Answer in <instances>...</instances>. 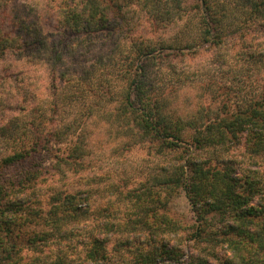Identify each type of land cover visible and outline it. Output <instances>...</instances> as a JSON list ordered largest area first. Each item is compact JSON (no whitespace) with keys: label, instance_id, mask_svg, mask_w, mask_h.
Wrapping results in <instances>:
<instances>
[{"label":"trees","instance_id":"obj_1","mask_svg":"<svg viewBox=\"0 0 264 264\" xmlns=\"http://www.w3.org/2000/svg\"><path fill=\"white\" fill-rule=\"evenodd\" d=\"M176 1L60 0L62 17L57 16V22L63 24L64 32L72 31L79 36L110 35L124 32L128 23L125 10L137 7L138 3L147 14H155L164 21L172 18L175 22L171 4L175 8L182 4L180 1L176 7ZM196 1L199 10L196 15H200L196 22L200 31L198 38L202 44L214 49L224 46L223 37L236 26L231 15L241 6V1L247 10L245 15L264 34V0H240L235 4L230 0ZM7 2L0 0V59L20 43L30 48L26 39L17 37L18 33L6 32L11 24L5 23ZM54 17L52 14L51 21ZM19 27L28 36L37 34L35 42L47 47L44 35L30 31L26 21ZM249 35L252 34L246 37ZM192 44L186 40L180 43L179 50H190ZM248 45L246 50L252 54L247 51L245 54L254 65L264 67V38ZM162 46L174 49L171 43ZM158 49L150 44L135 49V59L132 58L122 80L124 87L113 94L104 93L108 100L112 99L113 110H100L98 117L109 126L122 127L127 131L126 136L131 134V140L140 137L156 144L160 155L168 157L185 150L183 154L188 158L173 159L152 186L145 182L138 189L117 193L115 200L125 210L123 223L97 218L92 204L93 190L63 191L50 187L43 193L38 184L39 181L42 184L45 174L40 169L25 170L17 180L8 179L9 167L41 159L50 149V139H57L61 128L55 125L50 129L45 125L49 122L48 116H38L32 107L14 108L4 99L0 100V255L3 256L0 264H264V174L243 169L233 160L221 157L243 144L248 161L256 164L264 159V89L232 106H227L221 95H214L223 106L213 111L207 108L208 112L197 111L192 116H179L177 110H169L173 91L163 89L168 84L164 81L154 84L147 68L142 66L157 56ZM137 63H141L139 70L135 67ZM4 111L6 118L1 113ZM86 111L83 113L88 117V125L84 136L80 132L68 156L56 163L55 169L60 175L64 173V164H79L77 161L88 154L80 140L88 132L92 133L94 115L92 110L85 114ZM76 125L77 122L71 129ZM178 190L186 193L196 215L191 238L211 248L221 246L225 251L223 258L213 261L209 259V256L215 258L213 253L208 257L191 254L185 260V252L166 243V239H161V245L149 243L133 251L135 246L130 244L136 237L132 234H177L175 224L160 211L166 198ZM108 213L104 212L103 216ZM214 226L219 227L218 233ZM121 247L132 249V255L124 257Z\"/></svg>","mask_w":264,"mask_h":264},{"label":"rangeland","instance_id":"obj_2","mask_svg":"<svg viewBox=\"0 0 264 264\" xmlns=\"http://www.w3.org/2000/svg\"><path fill=\"white\" fill-rule=\"evenodd\" d=\"M180 1V8L171 4L175 22H172V18L164 21L157 19L155 14H147L142 4L138 3L137 7L125 10L128 23L124 32L84 36L72 31L64 32L63 24L59 25L57 16L62 17L58 7L60 0L7 2L9 5L5 12H8V18L5 23L11 24L6 32L12 35L18 33L17 37L26 39L30 48L28 50L20 43L15 50L0 59V100L4 99L14 108L24 105L32 107L38 116H48L49 122L45 125L50 129L55 125L56 128H61V134L57 138L60 142L49 136V151L41 159L35 158L16 168L9 167L6 170L8 179L17 180L25 170L40 169L45 174L42 184L41 181L38 184L43 193L50 187L63 191L93 190L92 204L97 218H106L111 223H123L125 210L115 200L117 193L138 189L139 184L145 182L152 186L163 170L170 167L173 159L181 160L184 156L188 158L186 153L183 154L185 150L174 154L175 156L160 155L156 144L140 137L131 140V134L126 136L127 131L122 127L109 126L104 119L99 120L100 110L114 108L110 101L112 99L108 100L104 93L113 94L124 87L122 80L135 59L133 54L137 53L135 49L139 46H158L160 51L156 53L157 56L142 66L147 68L154 84L160 85L163 81L168 84L163 89L166 92L173 91L172 97L169 96V110H177L179 116H192L197 111H207V108L213 111L218 106H223L214 95H221L227 106H232L264 89V67L254 65L245 54L246 51L252 54L250 50H246L247 45L250 46L252 42L254 45L255 40L264 38V34L259 32V25L252 21L256 24L253 25L249 16L245 15L247 10L243 5L244 1L240 2L241 6L231 15L236 26L227 31L223 37L224 46L217 49L202 44L198 38L200 31L196 22L200 15H196L199 12L197 1L177 0L176 7ZM230 1L235 4L240 0ZM52 14L55 17L51 21ZM23 21L30 25V31L44 35L46 48L35 42L37 34L28 36L23 33L25 30L19 27ZM248 34L252 35L246 37ZM186 40L193 43V48L179 50L183 45L180 43ZM164 43H171L174 49H163L167 47L162 46ZM175 43H179L178 46ZM142 60L144 62L145 59ZM140 65L141 63H137L136 69L139 70ZM86 109L85 114L92 110L94 115V124L90 128L92 133L88 132L80 140L85 144L83 148L88 149V154L77 161L79 164H64V173L60 175V172H56V163L68 156L70 147L78 140L80 132L84 136L85 125H88V117L83 113ZM1 113L6 118L7 113ZM75 122L76 128L71 129ZM244 147L242 144L221 157L233 160L243 169L264 174V159H259L256 164L248 161ZM104 212H109L110 215L104 217ZM160 212L175 224L177 234H132L131 236L136 237L133 244H130L135 246L133 251L138 247L148 246L149 243L153 246L161 245V239H166V243L178 246L185 252V260L191 254L208 257L213 253L215 258L209 256L213 261L224 257L225 251L221 246L211 248L208 244H198L191 238L196 215L184 191H175L166 198ZM214 227L217 231L215 233H218L219 227ZM119 249L124 257L129 258L133 253L130 252L132 249ZM2 257L0 255V259Z\"/></svg>","mask_w":264,"mask_h":264}]
</instances>
